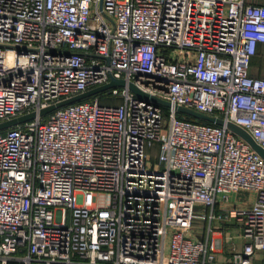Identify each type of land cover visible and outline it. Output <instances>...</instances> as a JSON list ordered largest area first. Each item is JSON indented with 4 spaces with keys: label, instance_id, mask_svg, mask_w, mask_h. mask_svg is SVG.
I'll use <instances>...</instances> for the list:
<instances>
[{
    "label": "built area",
    "instance_id": "2783aa9c",
    "mask_svg": "<svg viewBox=\"0 0 264 264\" xmlns=\"http://www.w3.org/2000/svg\"><path fill=\"white\" fill-rule=\"evenodd\" d=\"M260 41L264 3L246 0H0V120L36 111L0 131V264H206L221 238L194 219L233 217L232 264H252L264 156L227 121L264 147V77L248 70ZM110 76L167 113L127 84L105 89L116 104L95 93L38 113ZM238 190L248 207L214 210Z\"/></svg>",
    "mask_w": 264,
    "mask_h": 264
},
{
    "label": "crops",
    "instance_id": "0c3cea01",
    "mask_svg": "<svg viewBox=\"0 0 264 264\" xmlns=\"http://www.w3.org/2000/svg\"><path fill=\"white\" fill-rule=\"evenodd\" d=\"M248 2L264 3V0H246ZM249 73L254 76L264 77V42H258L256 51L252 55L249 67ZM254 193L248 190H238L230 193L229 201L224 203L219 199L215 202L214 210L224 212L226 208L231 206L248 207L253 199ZM201 207V206H199ZM205 212L210 211V207L204 208ZM203 221L205 224L199 229V223ZM212 227L211 231H207V227ZM193 233L204 241H210V238L220 237L221 243L214 252V258L207 261L206 264H232L234 253L241 250L245 241L241 235V223L236 218L231 219H213L195 218L193 221ZM252 264H264V248L257 250L253 257Z\"/></svg>",
    "mask_w": 264,
    "mask_h": 264
},
{
    "label": "water",
    "instance_id": "95a60500",
    "mask_svg": "<svg viewBox=\"0 0 264 264\" xmlns=\"http://www.w3.org/2000/svg\"><path fill=\"white\" fill-rule=\"evenodd\" d=\"M127 84L133 91H135L138 95L154 100L158 103H161L163 105H170V102L163 98L160 97L158 95L149 93L148 91H145L143 89H141L140 87H138L133 81H126L124 78L122 77H115V76H110V79L105 82L102 83L100 85L91 87L87 90H84L82 92H79L77 94H74L72 96H69L67 98H63L55 103H51L47 106L42 107L41 109H39L38 113L39 114H45L59 106L65 105L67 103L73 102V101H77V100H81L83 98L89 97L95 93H98L100 91H103L111 86H117V85H124ZM177 111L180 112H184L187 114H190L196 118H201V119H206L210 122H214V123H218V124H222L224 122V119L218 115H213V114H208L199 110H196L192 107L189 106H185V105H179L177 104L175 106ZM36 115V111L31 110L28 112H24L22 114L19 115H15L3 120H0V130L6 129L8 127L17 125L25 120L31 119ZM227 125L237 134L241 135L242 137H244L246 140H248L250 142V144L252 145V147L254 149H256L262 156H264V147H262L259 143H257L254 138L252 137V135L245 130L242 126L231 122V121H227Z\"/></svg>",
    "mask_w": 264,
    "mask_h": 264
},
{
    "label": "trees",
    "instance_id": "16d2710c",
    "mask_svg": "<svg viewBox=\"0 0 264 264\" xmlns=\"http://www.w3.org/2000/svg\"><path fill=\"white\" fill-rule=\"evenodd\" d=\"M97 95L99 96V101L101 103H112V104H116V103H119L121 101V96L120 95H112L110 94L107 90H103V91H100L97 93ZM177 115L180 116V117H185V118H188V119H192V120H199V121H203V122H210L206 119H201V118H196L190 114H187V113H183V112H177ZM5 129L3 130H0V131H4ZM157 150V144H154L152 146V153H155V151Z\"/></svg>",
    "mask_w": 264,
    "mask_h": 264
},
{
    "label": "rangeland",
    "instance_id": "374dc122",
    "mask_svg": "<svg viewBox=\"0 0 264 264\" xmlns=\"http://www.w3.org/2000/svg\"><path fill=\"white\" fill-rule=\"evenodd\" d=\"M162 106H163V111H164V114H166L167 113V110H168V105H163L162 104ZM178 112H180V111H178ZM184 113V112H183ZM46 114V113H45ZM195 120V119H194ZM204 222L203 221H201V223H199V229L201 230L202 228L201 227H203L204 226Z\"/></svg>",
    "mask_w": 264,
    "mask_h": 264
}]
</instances>
